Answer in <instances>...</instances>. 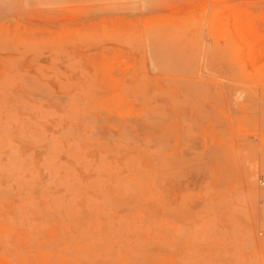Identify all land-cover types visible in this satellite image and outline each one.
<instances>
[{
  "label": "rangeland",
  "instance_id": "374dc122",
  "mask_svg": "<svg viewBox=\"0 0 264 264\" xmlns=\"http://www.w3.org/2000/svg\"><path fill=\"white\" fill-rule=\"evenodd\" d=\"M264 0H0V264H264Z\"/></svg>",
  "mask_w": 264,
  "mask_h": 264
},
{
  "label": "built area",
  "instance_id": "2783aa9c",
  "mask_svg": "<svg viewBox=\"0 0 264 264\" xmlns=\"http://www.w3.org/2000/svg\"><path fill=\"white\" fill-rule=\"evenodd\" d=\"M258 184L260 186L264 185V174H260L258 177Z\"/></svg>",
  "mask_w": 264,
  "mask_h": 264
}]
</instances>
